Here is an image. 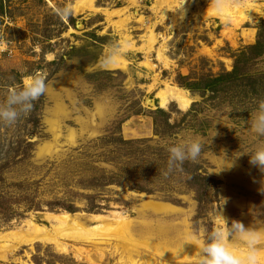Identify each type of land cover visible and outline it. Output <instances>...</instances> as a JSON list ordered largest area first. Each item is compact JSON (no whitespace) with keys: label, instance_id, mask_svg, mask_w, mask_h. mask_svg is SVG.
Masks as SVG:
<instances>
[{"label":"rangeland","instance_id":"obj_1","mask_svg":"<svg viewBox=\"0 0 264 264\" xmlns=\"http://www.w3.org/2000/svg\"><path fill=\"white\" fill-rule=\"evenodd\" d=\"M213 1L0 0V104L34 76L48 85L30 113L0 122V264H199L223 225L216 209L264 230V172L248 155L219 172L225 153L264 146L249 127L264 101V0H250L255 17L239 23L205 16ZM65 6L67 21L56 12ZM115 46L125 66L104 65ZM226 73L215 92L188 87ZM168 85L189 93L188 110L160 106ZM189 136L203 141L202 155L169 171L167 148ZM195 169L206 185L191 182ZM115 211L132 221L130 242ZM50 213L112 224L84 241L61 238L66 251L12 239L28 220L52 230Z\"/></svg>","mask_w":264,"mask_h":264},{"label":"clouds","instance_id":"obj_2","mask_svg":"<svg viewBox=\"0 0 264 264\" xmlns=\"http://www.w3.org/2000/svg\"><path fill=\"white\" fill-rule=\"evenodd\" d=\"M215 7L217 10L221 8L219 0ZM56 12L65 21L73 15L71 6L58 8ZM121 54L119 46L110 48L103 59L104 65L116 63ZM47 87L44 77L34 76L26 80L19 89L10 88L6 102L0 104V122L14 124L22 114L30 113L34 107L33 102L46 93ZM249 127L257 137H264V101L258 103ZM203 150L204 143L198 137L189 136L172 144L167 148L169 171L180 168L185 161L197 162ZM242 155H248L249 163L264 172V146L251 153L241 152L235 157L225 153L224 165L219 172L235 167ZM214 215L223 221V225L209 233L200 249L199 264H264V230L251 225L245 226L239 220H232L229 223L228 218L217 209Z\"/></svg>","mask_w":264,"mask_h":264},{"label":"bare ground","instance_id":"obj_3","mask_svg":"<svg viewBox=\"0 0 264 264\" xmlns=\"http://www.w3.org/2000/svg\"><path fill=\"white\" fill-rule=\"evenodd\" d=\"M81 2L82 1L77 2L76 8L81 6ZM216 2L217 0L213 1L214 4H216ZM219 3L221 4V8L219 10H217V8L214 6L213 8L205 11V16L215 15L221 17L224 20L234 19L237 17L239 19V21H236L237 23L245 19L252 20L255 17L253 13H245L247 8L252 7V5L250 4V0H219ZM111 65L115 68H118L120 66H125L126 64L125 62L118 60L116 63ZM158 96L160 99V106L163 108H167L172 102H175L181 110L186 111L191 107L193 101L192 97L187 91L177 86H166L164 90L158 93ZM147 205L148 208H151L155 211L166 210L165 204L162 203L151 202ZM111 216H113L114 222L117 224V233L121 235V238H123V240L130 242L132 240V221H129L127 219V216H124L122 212L115 211ZM109 218L110 215H94L93 221H95L96 224L93 226V228L104 229L106 225L112 224L110 222H107ZM47 220L53 225L52 230H50L46 226L39 225L32 220H28L25 227L20 228L16 233H11L12 236H10L14 241H17L20 244H32L38 241H52L55 243L58 249H60L61 251H66L67 245H65L64 242H61V238L70 237L76 240L84 241L90 239L89 235L93 230V228H89L88 226H86V224L80 219L68 213H50L47 214ZM4 237L5 236H0V239ZM100 255L103 256V253H101ZM131 264H138V262L132 261Z\"/></svg>","mask_w":264,"mask_h":264},{"label":"trees","instance_id":"obj_4","mask_svg":"<svg viewBox=\"0 0 264 264\" xmlns=\"http://www.w3.org/2000/svg\"><path fill=\"white\" fill-rule=\"evenodd\" d=\"M233 76V73H226L224 75H221L219 77L216 78H212V79H207L206 81L204 80V82H200V83H189L188 87L190 89L193 90V86L196 87V85H205V89H211L212 91H217L219 89V85L223 82H225V80L229 79L230 77ZM185 164V168H188L191 165V162L187 161L184 163ZM198 170H191V182H200L201 186H204L207 184V179L208 177L204 176L202 173L197 172ZM140 190L142 191H146L148 193H152L153 189H147L146 186L141 185L140 187H138Z\"/></svg>","mask_w":264,"mask_h":264}]
</instances>
